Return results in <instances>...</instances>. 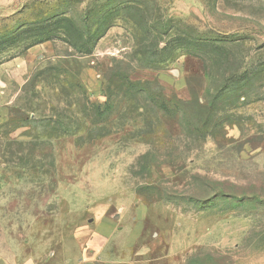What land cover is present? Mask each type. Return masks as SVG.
Masks as SVG:
<instances>
[{"label":"rangeland","instance_id":"rangeland-1","mask_svg":"<svg viewBox=\"0 0 264 264\" xmlns=\"http://www.w3.org/2000/svg\"><path fill=\"white\" fill-rule=\"evenodd\" d=\"M0 264H264V0H0Z\"/></svg>","mask_w":264,"mask_h":264}]
</instances>
